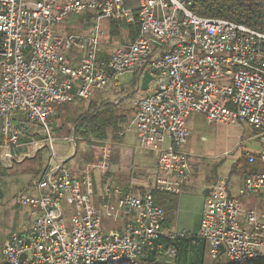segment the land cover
I'll return each mask as SVG.
<instances>
[{
  "label": "built area",
  "instance_id": "obj_1",
  "mask_svg": "<svg viewBox=\"0 0 264 264\" xmlns=\"http://www.w3.org/2000/svg\"><path fill=\"white\" fill-rule=\"evenodd\" d=\"M137 1L0 0V164L10 168L17 150L19 159L50 152L35 193L17 198L28 216L4 239L1 264H145L153 251L174 258L183 241L203 242L210 258L232 264L264 258V29L198 16L190 0ZM71 18L80 30H64ZM103 19L138 23L107 59L98 56ZM144 71L155 89L139 98L133 123L138 147L157 155L156 173L139 186H106L98 208L92 169L105 163L68 167L55 153L51 117L72 94L87 99L126 72L140 82ZM193 114L245 124L261 144L242 154L251 169L237 193L217 177L198 229L188 232L165 225L154 193L178 196L190 177L184 147ZM103 210L115 211L121 231L104 230Z\"/></svg>",
  "mask_w": 264,
  "mask_h": 264
},
{
  "label": "crops",
  "instance_id": "obj_2",
  "mask_svg": "<svg viewBox=\"0 0 264 264\" xmlns=\"http://www.w3.org/2000/svg\"><path fill=\"white\" fill-rule=\"evenodd\" d=\"M81 25H78L75 18H71L64 30L68 32H74L80 30ZM114 31H116L114 33ZM136 35V27L133 28L132 25H122L120 23H115L111 21H102L101 23V36H100V45L98 56L102 59H107L111 52L114 49V46L117 44H124L130 42L134 39ZM132 73V72H130ZM133 76L137 79V84H140L137 77V73H132ZM111 82L116 84L118 83V77H115ZM111 86V85H110ZM107 89V88H106ZM155 89V83L150 81L146 91H143L140 95L137 94L135 89L116 91V97L118 98L114 101L115 107L112 110L105 109V112H109L110 116H114L115 128H107L106 137L103 145L99 146L98 150V163L102 165L105 163L104 169H97L99 173L98 181L92 182L91 190L94 191L95 195V204L98 208H101L104 189L106 186L117 184L121 187H128L129 185L139 186L143 177L147 175H154L157 170V155L155 152L142 150L138 147L136 129L133 123L135 110L139 101V98L144 93H151ZM107 92L111 91L110 89L106 90ZM72 100L67 105L80 104L81 101L77 102L76 97L72 94ZM96 96V94L94 95ZM93 96V97H94ZM87 100V99H85ZM104 101H108V98H102L100 101L101 104H106ZM94 103L90 101L87 103H82L81 106L87 104L88 107ZM110 103V102H109ZM107 114V113H106ZM187 126L190 132L189 138L185 144V151L188 154V161L190 165V177L183 186L182 193L176 197L187 206L193 207L196 206V221L200 220V214L202 209V204L204 197L208 194L209 187L216 181L217 177L224 176L222 174H215L209 176L204 173V169L211 166L214 167L217 163V158H220V155L215 145L213 148H208L211 143L217 141L219 134L217 128L219 123H211L201 114H193L187 119ZM250 128V127H249ZM110 129V130H109ZM249 135L246 137V142H251L253 145V152H256L260 149V141L255 137V131L250 129ZM114 136V137H113ZM111 137V139H110ZM71 142L73 140V132L69 136ZM111 141H110V140ZM109 141V142H108ZM110 143L108 145V143ZM217 143V142H216ZM240 146V145H239ZM24 151V150H23ZM20 152L19 154L23 153ZM251 151V150H249ZM229 150L223 152L224 155H229ZM55 153L57 151L55 150ZM243 150L239 149L238 154L233 156L235 163H244L242 159ZM75 154V149L72 151V148L68 154L58 155L66 159V163H73L74 159L72 156ZM25 157V156H24ZM17 160H20L19 157ZM95 160V157H94ZM105 160V161H104ZM113 163V172L108 173L110 163ZM45 166V165H44ZM44 168V167H43ZM247 169H251L250 165H247ZM125 177V182L122 180ZM102 177V178H101ZM227 177V176H224ZM96 180V179H95ZM99 181H103L104 184H101ZM242 177L239 178L238 184L235 188L232 187L233 192L237 193V187L241 184ZM234 189L236 191H234ZM35 193V185H34ZM107 203L111 204V201L107 199ZM175 210V207H173ZM171 210L170 212H172ZM103 227L106 231H121L122 225L113 210H103ZM26 218H22V222L17 227V230L22 229V225L25 222ZM166 225L170 227L178 228L179 220L174 223L173 217L166 219ZM196 231V230H195ZM192 231V232H195ZM205 251V249H204ZM206 253V252H205Z\"/></svg>",
  "mask_w": 264,
  "mask_h": 264
},
{
  "label": "rangeland",
  "instance_id": "obj_3",
  "mask_svg": "<svg viewBox=\"0 0 264 264\" xmlns=\"http://www.w3.org/2000/svg\"><path fill=\"white\" fill-rule=\"evenodd\" d=\"M102 21L107 20L103 19ZM125 26L128 25L125 24ZM117 77L118 83L116 86L113 82H109V84L103 89L94 91L87 100L76 98L77 102L81 101V103L76 104V106L67 105L66 103L56 106L55 114L51 117L52 132L55 136L54 149L57 151L56 154L65 155L70 152L71 148L72 151L75 149V154L72 156L74 162H67L66 165L68 167L78 170L86 165L98 163V148L105 144L104 141H99V139L91 136L85 138L79 133L76 134L74 132L75 121L79 115L88 110L86 108L88 102L93 101L96 105H99L101 104L100 101L102 98H108V101H104L106 104L102 107L100 106V109L112 110L116 104L114 101L118 99L116 97V91H120L121 89H135L138 95L143 91H146L141 90L138 87L136 88L137 79L130 72L120 74ZM108 89L111 91L107 92L106 90ZM95 94L96 96H94ZM84 102L87 104L81 106ZM250 129L254 131L253 128H249L245 124H219V127L217 128L219 137L217 141L208 146V148H213L216 145L218 150L217 153L221 155L220 158H217L216 160L217 164L212 168L211 166L205 168L204 173L209 176L212 174H222L227 176L228 191L231 195L236 194V192H233L232 187L235 188L238 184L239 178L242 177V172L247 169V164L245 162L235 163L233 156L238 154L239 149H242L243 152L253 150L252 143L246 142V137L251 132ZM71 131L73 132L72 142L69 138ZM109 144L110 143H108V145ZM228 150L230 151L229 155L223 156V152ZM19 153L20 152L13 151V157L15 160L12 162L10 168H5L0 164V264L2 261L1 246L4 239L12 232L19 231L17 230V227L22 222V218L28 216L27 207L22 204H17V198L20 194H34L35 182L38 180L43 167L50 156L48 148H42L37 151L36 154L25 156L22 159L17 160V158L20 157ZM97 169L98 168L92 169V182L98 181L100 174L97 173ZM99 182L104 184L103 181ZM234 191L236 190L234 189ZM177 198L178 197H175V210L169 212L168 219L173 217L174 223L179 220L177 228L179 230L188 232L197 230L196 206H193L192 208L187 207L183 201L181 202L180 199L177 200ZM205 252L206 249L203 253L202 264H232L225 258L212 259L207 252ZM171 260L174 261L175 257ZM257 264H264V258Z\"/></svg>",
  "mask_w": 264,
  "mask_h": 264
},
{
  "label": "trees",
  "instance_id": "obj_4",
  "mask_svg": "<svg viewBox=\"0 0 264 264\" xmlns=\"http://www.w3.org/2000/svg\"><path fill=\"white\" fill-rule=\"evenodd\" d=\"M190 10L203 17H214L244 24L253 29H264V0H190ZM137 0H124L127 7L135 8ZM133 28L138 31V23L134 22ZM116 31H114L115 33ZM92 103L88 110L83 112L75 121L74 132L85 138L89 136L102 141L106 137L107 128H115L114 116L101 110L100 106ZM108 110V109H107ZM107 113V114H106ZM113 163H110L108 173L113 172ZM125 182V177L121 175ZM155 202L162 207L165 213V225L167 213L173 210L176 195L155 192ZM167 226V225H166ZM175 260L168 259L161 252L153 251L146 257L145 264H202L205 245L203 242L190 244L186 241L177 246Z\"/></svg>",
  "mask_w": 264,
  "mask_h": 264
},
{
  "label": "water",
  "instance_id": "obj_5",
  "mask_svg": "<svg viewBox=\"0 0 264 264\" xmlns=\"http://www.w3.org/2000/svg\"><path fill=\"white\" fill-rule=\"evenodd\" d=\"M152 76L148 73V71H144L143 75L140 79V89L141 90H146L148 87V83L151 81Z\"/></svg>",
  "mask_w": 264,
  "mask_h": 264
}]
</instances>
